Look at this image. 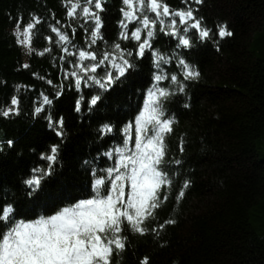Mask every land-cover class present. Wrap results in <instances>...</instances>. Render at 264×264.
<instances>
[{"label":"trees","instance_id":"1","mask_svg":"<svg viewBox=\"0 0 264 264\" xmlns=\"http://www.w3.org/2000/svg\"><path fill=\"white\" fill-rule=\"evenodd\" d=\"M159 2L166 3L172 13L191 7L211 34L201 43L190 31V49H177L176 37L160 34L159 22L153 29L151 51L166 57L180 52L201 73L197 81L188 83L185 93L166 105L174 120L173 130L165 138L166 170L173 183L166 189L169 198L157 210L155 223L168 219L176 223L166 225L158 236L126 232V249L113 264H139L145 256L149 264H264V0ZM72 3L79 5L83 0H0V110L11 106L13 95L20 98L19 115L0 117V204H13L19 213L25 210L22 180L28 178L32 168L47 166L39 159L40 153L53 144L60 145L55 171L42 180V186L59 195L64 185L81 196L87 181L85 168L111 166V161L105 164L99 154V150L111 146L98 135L99 126L112 122L119 127L120 121L128 118L124 111L117 113V106L123 109L139 103L142 107L137 93L149 77L147 56L137 73L111 90L106 104L92 115L86 110L81 115L75 113L74 102L79 95L74 87L69 89L70 84L74 86V78L66 74L75 70L83 76L81 67L90 63L87 59L80 61L79 51H95L99 59L100 52L112 51L114 42L127 48L135 42L119 40L121 8L129 10L122 0H106L103 4L102 42L92 46L82 9L78 7L73 17L67 16ZM21 17L25 23L34 17L42 21L31 33L32 55H26L14 42L13 26ZM172 18H165V24ZM176 19L175 28L184 35ZM222 25L232 32L230 37H218V26ZM51 26L69 36L67 52L57 44ZM171 31L165 27V33ZM45 48L49 52L40 55ZM24 63L29 68H22ZM165 70L169 76L176 74L182 79L174 58ZM165 86H170V81ZM57 91L63 93L59 98ZM81 93L88 98L83 85ZM45 96L54 103L47 105ZM37 106L42 107V113L34 115ZM45 112L54 119L63 117L64 142L47 128ZM8 139L14 141L11 149L6 145ZM94 157L95 164L84 165ZM176 159L180 165L170 163ZM185 180L190 186L177 202ZM71 202L64 201L58 207ZM49 214L54 211L33 206V211L17 218Z\"/></svg>","mask_w":264,"mask_h":264},{"label":"snow or ice","instance_id":"2","mask_svg":"<svg viewBox=\"0 0 264 264\" xmlns=\"http://www.w3.org/2000/svg\"><path fill=\"white\" fill-rule=\"evenodd\" d=\"M195 2L200 3L201 0ZM104 3L106 0H83L79 5L72 3L67 10V16L71 18L78 7L82 9L90 33L89 46L102 42L100 13L105 11ZM122 4L129 10L121 8L123 18L118 22L119 40L134 41L135 45L127 48L119 41L114 42L110 45L112 51L100 52L99 59L97 52L81 50L80 61H90L80 69L84 75L75 70L66 75L74 78V86L70 84L69 89L74 87L79 95L74 102L75 113L81 115L86 110L92 115L95 109L106 104V96L111 90L137 73L146 56L150 57L149 77L145 87L137 93L142 107L139 103H130L123 109L117 106V113L124 111L128 118L120 121L119 127L112 122L99 126L98 135L111 145L99 150V154L105 164L111 161V166L86 167L87 181L81 196L74 195L64 185L60 186L59 195H53L42 186V180L51 177L55 171L60 145L53 144L47 152L40 153L39 159L47 162L46 168L36 166L30 170L28 178L22 180L24 213H19L13 204H0V264H113L114 258L126 249V232L158 236L166 225L176 223L173 219L155 223L157 210L169 198L166 189L173 183L166 170L165 138L172 132L174 120L166 105L175 96L185 93L188 83L197 81L201 73L180 52L174 53V57H166L151 51V41L155 36L153 29L159 22L161 35L176 37L177 49H190L187 35L190 31H194L197 40L203 43L209 39L211 30L202 27L191 7L172 13L169 6L159 0H135V3L134 0H122ZM168 17L173 18L166 25L165 18ZM176 18L183 26L184 35L178 34L175 28ZM40 23L42 21L35 17L25 23L21 17L13 26L14 42L25 49L26 55L33 54L29 46L31 33ZM165 27L172 31L165 33ZM50 32L58 37L57 44L67 52L69 36L55 26L50 27ZM217 35L223 39L230 37L232 32L222 25L218 26ZM47 52L49 49L45 48L40 55ZM173 58L182 79H178L176 74L169 76L165 70ZM22 68H29V64L24 63ZM168 81L170 86H165ZM48 84L51 85L52 81L49 80ZM82 85L88 90L87 99L81 93ZM55 95L59 98L63 93L57 91ZM44 101L47 105L54 103L48 96ZM19 103L20 98L13 95L11 106L0 110V117L7 119L19 115ZM41 113L42 107H35L34 115ZM43 118L47 128L64 142L63 117L54 119L50 112H45ZM6 145L11 149L14 141L8 139ZM0 151H3L2 147ZM83 163L95 164V157ZM170 163L180 165L181 161L176 159ZM189 186L190 181L185 180L176 196L177 202L184 197ZM64 201L73 202L58 207ZM33 206L43 207L46 212L54 211V214L27 220L17 218L33 211ZM139 264H149V258L145 256Z\"/></svg>","mask_w":264,"mask_h":264},{"label":"rangeland","instance_id":"3","mask_svg":"<svg viewBox=\"0 0 264 264\" xmlns=\"http://www.w3.org/2000/svg\"><path fill=\"white\" fill-rule=\"evenodd\" d=\"M29 46H30V44H29ZM24 49V48H23ZM25 50V49H24ZM3 137V134H2V131L0 130V139ZM0 146H1V144H0Z\"/></svg>","mask_w":264,"mask_h":264}]
</instances>
